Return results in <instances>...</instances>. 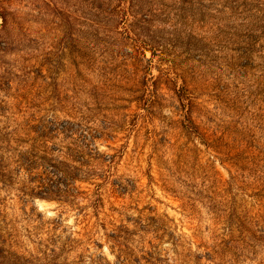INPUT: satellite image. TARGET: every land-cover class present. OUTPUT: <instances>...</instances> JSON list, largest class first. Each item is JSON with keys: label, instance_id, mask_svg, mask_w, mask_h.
Returning a JSON list of instances; mask_svg holds the SVG:
<instances>
[{"label": "rangeland", "instance_id": "rangeland-1", "mask_svg": "<svg viewBox=\"0 0 264 264\" xmlns=\"http://www.w3.org/2000/svg\"><path fill=\"white\" fill-rule=\"evenodd\" d=\"M0 264H264V0H0Z\"/></svg>", "mask_w": 264, "mask_h": 264}, {"label": "trees", "instance_id": "trees-1", "mask_svg": "<svg viewBox=\"0 0 264 264\" xmlns=\"http://www.w3.org/2000/svg\"><path fill=\"white\" fill-rule=\"evenodd\" d=\"M50 191H58V189H56V190H50Z\"/></svg>", "mask_w": 264, "mask_h": 264}]
</instances>
